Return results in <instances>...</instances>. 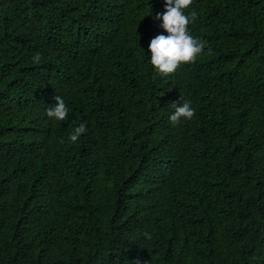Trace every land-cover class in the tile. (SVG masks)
Returning a JSON list of instances; mask_svg holds the SVG:
<instances>
[{
  "label": "trees",
  "instance_id": "trees-1",
  "mask_svg": "<svg viewBox=\"0 0 264 264\" xmlns=\"http://www.w3.org/2000/svg\"><path fill=\"white\" fill-rule=\"evenodd\" d=\"M162 11L0 0V264H264V0H193L167 75Z\"/></svg>",
  "mask_w": 264,
  "mask_h": 264
},
{
  "label": "clouds",
  "instance_id": "clouds-1",
  "mask_svg": "<svg viewBox=\"0 0 264 264\" xmlns=\"http://www.w3.org/2000/svg\"><path fill=\"white\" fill-rule=\"evenodd\" d=\"M192 2L193 0H163L164 11L153 17L160 21V27L165 31L151 38L148 44L149 62L162 75L173 73L180 64L193 61L205 48V42L193 37L188 28L196 18L194 12H185ZM55 101V105L48 108L47 115L57 121H65L69 108L61 96L56 95ZM194 111L190 101L178 103L169 120L177 123L181 119H191ZM85 132L86 125L81 123L70 134L71 142L75 143Z\"/></svg>",
  "mask_w": 264,
  "mask_h": 264
}]
</instances>
